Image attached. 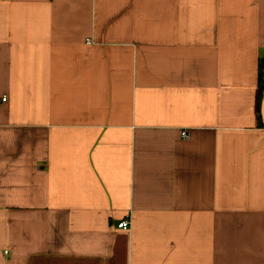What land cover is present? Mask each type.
I'll list each match as a JSON object with an SVG mask.
<instances>
[{"label":"crops","instance_id":"crops-1","mask_svg":"<svg viewBox=\"0 0 264 264\" xmlns=\"http://www.w3.org/2000/svg\"><path fill=\"white\" fill-rule=\"evenodd\" d=\"M0 264H264V0H0Z\"/></svg>","mask_w":264,"mask_h":264},{"label":"built area","instance_id":"built-area-1","mask_svg":"<svg viewBox=\"0 0 264 264\" xmlns=\"http://www.w3.org/2000/svg\"><path fill=\"white\" fill-rule=\"evenodd\" d=\"M2 100H5V97H2ZM181 136L182 137H187V132L185 130L181 131ZM116 226L121 229V230H128L129 228V218L128 215H125L124 218L119 220L116 224Z\"/></svg>","mask_w":264,"mask_h":264},{"label":"trees","instance_id":"trees-1","mask_svg":"<svg viewBox=\"0 0 264 264\" xmlns=\"http://www.w3.org/2000/svg\"><path fill=\"white\" fill-rule=\"evenodd\" d=\"M261 63H259V68H258V92L260 94L263 86H262V69H261Z\"/></svg>","mask_w":264,"mask_h":264}]
</instances>
